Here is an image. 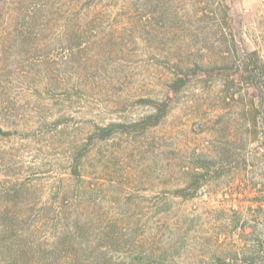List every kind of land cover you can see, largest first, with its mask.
<instances>
[{"label":"rangeland","instance_id":"374dc122","mask_svg":"<svg viewBox=\"0 0 264 264\" xmlns=\"http://www.w3.org/2000/svg\"><path fill=\"white\" fill-rule=\"evenodd\" d=\"M96 1L90 13L84 0L72 7L49 1L48 10L63 6V14L42 12L53 19L44 52L27 63L30 79L20 71L12 80L10 117L24 133L0 138V189L11 186L10 177L33 184L26 208L41 217L31 241L45 248L72 215L93 213L82 220L88 239L116 226L120 236L109 255L117 264H140V255L151 264H219L215 256L264 264V75L256 88L240 78L248 53L257 51L264 63V0ZM65 21L95 29L74 52L62 49ZM197 63L227 68L236 88L228 92L221 78L191 77L160 126L95 141L82 185L72 178V154L96 125L148 114L137 101L164 99L175 66ZM254 94L261 110L256 130L245 107ZM199 158L217 162L210 182L194 199L174 196ZM59 189L67 197H57Z\"/></svg>","mask_w":264,"mask_h":264},{"label":"trees","instance_id":"16d2710c","mask_svg":"<svg viewBox=\"0 0 264 264\" xmlns=\"http://www.w3.org/2000/svg\"><path fill=\"white\" fill-rule=\"evenodd\" d=\"M49 1L51 0H0V138H11L15 134L24 133L19 121L10 117L15 111L12 105L14 98L12 80L20 71L26 72L25 78L30 79L34 70L28 69L27 63L35 56L40 57L44 52L46 45L42 44V37L45 31L51 29L53 19L49 16L45 20L46 14L42 12L48 10L51 5ZM66 1L64 6L74 3V0ZM96 2V0H84L83 7L89 12L96 6ZM63 9V6L59 8L55 6L53 11L48 10V12L54 16L62 15ZM66 13L68 14L69 11ZM228 16V9L223 7L224 23L229 27ZM65 23L64 38L66 41L62 49L68 52L81 48L87 34L95 30L92 24L89 26V23L79 28L69 27V21ZM73 36L77 40L70 41L68 38ZM202 75L206 83L221 78L228 92L237 86L232 78L233 73L228 72L225 67H205L197 63L192 69H188L176 65L174 78L168 85L167 97L160 100L141 98L137 101L138 105L150 108L148 114L134 122H112L95 126L88 143L72 154L68 167L72 178L82 185L84 159L88 157L92 143L107 141L116 134L143 135L152 128L160 126L170 113L173 96L185 90L191 82V77ZM260 75H264V63L257 51L250 52L241 64V82L250 88H256L254 86H257L256 82ZM28 87L34 95H42L41 87L30 82H28ZM256 96L254 94V97L245 105L248 120L254 130L258 127L261 111ZM216 164V161L208 158H199L195 168L188 173L187 185L175 189L172 194L184 200L194 199L199 191L210 182L212 175L215 174L213 168ZM10 178H12L11 186L0 189V264H117L109 255L110 246L120 236L116 231V226L98 231L92 241L88 239L86 227L82 226V220L84 218L85 221H90L93 213L83 214L82 218L79 215L76 217L72 215L69 223L56 228L57 235L51 245L44 248L34 244L31 237L38 230L41 215L26 208L30 203V185L33 186V184L22 178ZM60 191L61 189L57 197L62 194ZM77 191L80 198L79 186H77ZM68 194L69 192L65 191L62 196L67 197ZM51 199L48 195L46 202L53 203ZM42 218L45 217L42 216ZM140 256L137 258L140 264H151L153 259L150 256ZM238 256L239 254H236L237 261ZM214 258L219 264H227L226 258L220 256ZM244 262L253 264V257H245Z\"/></svg>","mask_w":264,"mask_h":264}]
</instances>
